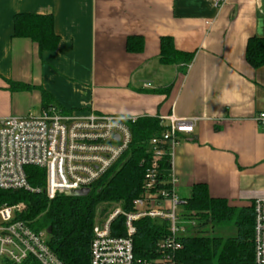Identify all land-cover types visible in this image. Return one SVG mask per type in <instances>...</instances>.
<instances>
[{"label": "crops", "instance_id": "obj_1", "mask_svg": "<svg viewBox=\"0 0 264 264\" xmlns=\"http://www.w3.org/2000/svg\"><path fill=\"white\" fill-rule=\"evenodd\" d=\"M18 13L52 15L57 47L16 37ZM253 36L264 37L262 0H0V120L41 113V89L65 111L202 116L175 151L176 192L205 183L249 206L264 198V65L247 61ZM163 37L192 61L163 63ZM129 38L143 49L129 51Z\"/></svg>", "mask_w": 264, "mask_h": 264}, {"label": "built area", "instance_id": "obj_2", "mask_svg": "<svg viewBox=\"0 0 264 264\" xmlns=\"http://www.w3.org/2000/svg\"><path fill=\"white\" fill-rule=\"evenodd\" d=\"M224 0H213L220 6ZM264 2V0H262ZM143 86L149 87L150 83ZM143 114H106L65 111L51 105L38 114L11 115L0 120V189L44 192L49 199L68 191L92 188L126 153L132 142L131 125ZM259 118L264 120V113ZM202 116H159L163 127L149 141L152 159L146 167L143 192L127 210L119 203L103 218H95L90 243V264H180L177 252L182 225L176 192L174 156L183 136L194 132ZM168 156L167 178L161 160ZM45 171L44 187L30 184L26 168ZM23 201L0 207V264L7 259L21 264L33 257L39 264H65L47 244V231H35L15 215L26 211ZM254 264H264V198L253 202ZM167 219L169 235L158 243L157 254L139 259L134 253L137 222L143 218ZM123 233L122 235H118Z\"/></svg>", "mask_w": 264, "mask_h": 264}, {"label": "trees", "instance_id": "obj_3", "mask_svg": "<svg viewBox=\"0 0 264 264\" xmlns=\"http://www.w3.org/2000/svg\"><path fill=\"white\" fill-rule=\"evenodd\" d=\"M14 35L28 37L39 44L41 51L55 49L59 36L53 29L50 14L18 13L14 17ZM129 38L127 49H143V40ZM193 52L174 47L172 39H161L160 58L163 63L189 64ZM249 64L257 68L264 65V37L253 36L246 49ZM12 89H31L30 85L11 82ZM45 108L55 105L51 95L41 89ZM56 106V105H55ZM132 142L122 158L95 184L86 196L57 194L49 199L44 192L0 189V207L25 202L27 210L15 215V220L26 223L35 231L45 230L47 244L65 264H90V243L99 206L105 202H119L129 210L134 198L143 192L144 174L152 159L149 141L159 135L163 127L159 117L145 116L131 125ZM161 173L167 178L170 168L168 156L161 160ZM29 182L44 187L45 171L38 167L26 168ZM181 216L186 232L180 236L181 249L177 252L180 264H254V209L231 205L225 198L212 196L205 183H196L190 197L183 198ZM170 222L167 219L143 218L137 222L134 253L139 259L157 254L158 243L166 238ZM235 228L229 235H216L219 228ZM189 228V229H188ZM189 231V233H187ZM119 233L118 235H122ZM1 264H14L1 259ZM21 264H39L28 257Z\"/></svg>", "mask_w": 264, "mask_h": 264}, {"label": "rangeland", "instance_id": "obj_4", "mask_svg": "<svg viewBox=\"0 0 264 264\" xmlns=\"http://www.w3.org/2000/svg\"><path fill=\"white\" fill-rule=\"evenodd\" d=\"M117 204H119V202H105V203H102L99 206V208H98L96 219L105 217L106 214L111 210V208H113ZM181 211H182V207L180 206V214H181ZM181 219H182V223L181 224L184 225L186 228H187V226L189 227L190 223H186L185 219L182 216H181ZM233 232H235V228H233V227L223 228V229L219 228V229L216 230L215 234L216 235L225 236V235H229V234H231ZM187 233H189V231Z\"/></svg>", "mask_w": 264, "mask_h": 264}, {"label": "water", "instance_id": "obj_5", "mask_svg": "<svg viewBox=\"0 0 264 264\" xmlns=\"http://www.w3.org/2000/svg\"><path fill=\"white\" fill-rule=\"evenodd\" d=\"M90 188H84V189H78V190H72L68 191L65 193L66 196H75V197H81V196H86L90 193ZM48 233L50 232V229L47 231Z\"/></svg>", "mask_w": 264, "mask_h": 264}]
</instances>
